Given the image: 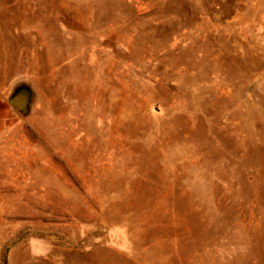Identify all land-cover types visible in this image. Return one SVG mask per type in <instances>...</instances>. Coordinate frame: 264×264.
Returning a JSON list of instances; mask_svg holds the SVG:
<instances>
[{"label": "rangeland", "instance_id": "rangeland-1", "mask_svg": "<svg viewBox=\"0 0 264 264\" xmlns=\"http://www.w3.org/2000/svg\"><path fill=\"white\" fill-rule=\"evenodd\" d=\"M0 264H264V0H0Z\"/></svg>", "mask_w": 264, "mask_h": 264}, {"label": "water", "instance_id": "water-1", "mask_svg": "<svg viewBox=\"0 0 264 264\" xmlns=\"http://www.w3.org/2000/svg\"><path fill=\"white\" fill-rule=\"evenodd\" d=\"M11 106L23 116H28L33 103V92L27 85L17 86L9 98Z\"/></svg>", "mask_w": 264, "mask_h": 264}]
</instances>
